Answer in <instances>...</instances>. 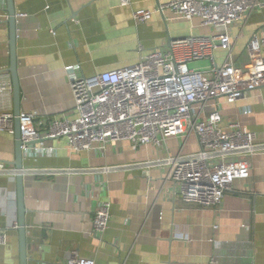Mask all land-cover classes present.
Instances as JSON below:
<instances>
[{"label":"crops","instance_id":"0c3cea01","mask_svg":"<svg viewBox=\"0 0 264 264\" xmlns=\"http://www.w3.org/2000/svg\"><path fill=\"white\" fill-rule=\"evenodd\" d=\"M168 1L133 0L123 7L118 0H13L21 111L33 112L40 130L39 121L72 118L74 78L134 64L190 31L209 32L197 19H175L169 10L154 12L146 22L133 21L132 10H153ZM5 7L0 0L3 16ZM263 23L264 16L252 18L248 28ZM8 66L6 19L0 23V74L8 73ZM243 107L250 112L240 114ZM221 113L226 119L238 115L242 126L264 142V86L234 104H222ZM166 143L171 154L179 151L178 139ZM44 145L53 153H28L23 159L24 171H38L23 174L28 264H59L72 253L94 264H211L213 258L216 264H264V151L247 157L248 178L235 180L218 205L202 207L184 203L164 170L135 165L160 155L151 144L133 149L129 141H120L105 153L95 147L72 151L63 137L46 139ZM198 148L191 134L182 151ZM13 159L14 136L0 132V162ZM109 166L114 168L101 171ZM106 199L108 228L97 235L93 209ZM16 217L14 176L0 175V229L6 234L0 264H19L18 235L12 229Z\"/></svg>","mask_w":264,"mask_h":264},{"label":"built area","instance_id":"2783aa9c","mask_svg":"<svg viewBox=\"0 0 264 264\" xmlns=\"http://www.w3.org/2000/svg\"><path fill=\"white\" fill-rule=\"evenodd\" d=\"M128 7L133 0H118ZM264 9V0H169L153 10H132L135 23L149 20L154 12L172 13L211 29L170 39L163 48L141 55L134 64L80 76L70 82L75 104L72 118L39 121L33 112L20 111V138L24 154H51L54 149L44 140L63 137L72 151L93 147L105 153L120 141L132 148L151 144L160 155L135 165L164 170V179L178 186L184 203L202 207L216 206L235 180L249 176L247 157L264 151V142L242 126L238 115L223 117L222 104H234L251 89L264 86V23L251 29L245 50L247 59L234 60L236 43L249 26L255 12ZM7 16L0 14V23ZM194 26L191 24L190 29ZM238 28V29H237ZM237 29V33L233 32ZM53 33V31H50ZM208 60L207 69L189 68L198 60ZM70 67V66H68ZM12 87L8 73L0 74V132L14 133L11 109ZM7 107V108H6ZM243 107L240 114H248ZM193 134L199 148L183 153L185 140ZM179 140V151L171 154L167 139ZM27 143H33L28 147ZM114 167H102L107 171ZM24 172L37 173L36 169ZM13 166L0 162V175L15 176ZM110 202L97 201L93 209L92 230L101 235L107 228ZM6 234L0 229V245ZM217 260L212 259L211 264ZM59 264H94L72 253Z\"/></svg>","mask_w":264,"mask_h":264},{"label":"water","instance_id":"95a60500","mask_svg":"<svg viewBox=\"0 0 264 264\" xmlns=\"http://www.w3.org/2000/svg\"><path fill=\"white\" fill-rule=\"evenodd\" d=\"M5 11L7 13V25H8V48H9V66L7 71L10 75L11 87H12V102L14 114V159L9 162L10 165L16 170L14 176L16 186V204H17V217L16 223L13 225L18 235V259L19 264H28L27 247H26V222L25 213L26 208L23 200V159L24 152L22 150L23 142L19 133L18 114L21 111L20 108V86L17 74V57H16V11L14 8L13 0H5ZM31 147L33 143L25 144Z\"/></svg>","mask_w":264,"mask_h":264},{"label":"rangeland","instance_id":"374dc122","mask_svg":"<svg viewBox=\"0 0 264 264\" xmlns=\"http://www.w3.org/2000/svg\"><path fill=\"white\" fill-rule=\"evenodd\" d=\"M262 16H264V9L261 10V12H255L252 17H251V20L252 18L253 19H257V18H261ZM249 26L245 27L244 30H242V36L241 38L238 40L237 42V50H236V53L234 55V60H236V58H238V61L239 62H243L247 59V52L246 50L241 51L242 47H243V44H244V40H246V35H248V33L250 32L251 29L248 28ZM238 29V28H237ZM237 29H234L233 32L234 33H237ZM209 31H212L211 29ZM199 32H196L195 30H193V34H198ZM209 66V61L208 60H198V61H194V62H191L189 64V68H196V69H200V70H204V69H207V67Z\"/></svg>","mask_w":264,"mask_h":264}]
</instances>
